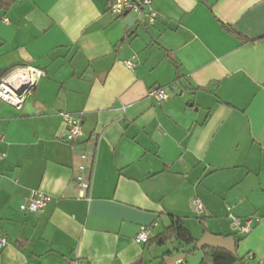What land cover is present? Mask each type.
Returning a JSON list of instances; mask_svg holds the SVG:
<instances>
[{"label":"crops","instance_id":"obj_1","mask_svg":"<svg viewBox=\"0 0 264 264\" xmlns=\"http://www.w3.org/2000/svg\"><path fill=\"white\" fill-rule=\"evenodd\" d=\"M152 7V24L129 29L107 0H0V73L42 72L21 108L0 101V264H165L168 248L134 237L170 216L197 240L233 237L232 264H264V0ZM60 111L81 119L77 141L59 137ZM32 189L51 197L40 211L21 208ZM229 214L251 217V230L239 234ZM190 254L199 264L201 249Z\"/></svg>","mask_w":264,"mask_h":264},{"label":"built area","instance_id":"obj_2","mask_svg":"<svg viewBox=\"0 0 264 264\" xmlns=\"http://www.w3.org/2000/svg\"><path fill=\"white\" fill-rule=\"evenodd\" d=\"M153 0H107V9L116 14L121 19H124L126 14L135 18L136 22L141 19L146 24H152L157 13L152 7ZM2 20L7 21L5 17ZM122 63L133 69L136 64V57L132 56L122 61ZM42 72L39 70H32L28 68L19 67L12 69L0 76V101L6 102L16 109L21 108L25 98L30 91L35 87L37 78L41 76ZM148 94L152 96L158 103L167 99V89L162 86H153L149 89ZM59 116L64 124V130L59 134V137L67 142L77 141L82 136L81 119L67 111H60ZM3 134L0 133V141ZM4 156L0 152V159ZM82 162L79 164V173L76 176V187L80 197H86L91 188V173L86 172L85 161L87 155L82 153L80 155ZM51 197L38 189H32L29 196L22 201L21 208L23 210L36 212L44 209ZM190 204L193 212L198 217L207 216L208 212L201 199L198 196L190 198ZM231 218V227L239 234L247 233L251 230L252 218L247 217L240 219L229 214ZM150 237V230L148 227L141 226L134 237V240L145 244ZM6 240L0 237V248L4 246ZM72 264H83L80 261H73ZM175 264H187L183 260H178Z\"/></svg>","mask_w":264,"mask_h":264},{"label":"trees","instance_id":"obj_3","mask_svg":"<svg viewBox=\"0 0 264 264\" xmlns=\"http://www.w3.org/2000/svg\"><path fill=\"white\" fill-rule=\"evenodd\" d=\"M223 27L232 32L238 39L241 41L253 40L244 37L239 34L237 31L231 29L229 26L223 24ZM7 71L1 72L0 76L6 73ZM198 240L195 239L192 234L188 231V229L184 226L182 220L178 217L170 216V224L163 228V230L151 237L145 243L147 246H156L163 247L166 244L178 242L180 249L186 255L193 253L197 250L196 242ZM184 247H189L188 249H183ZM179 250L175 251L178 252ZM203 256L199 262V264H232L240 258L236 255H233L227 251L221 249H211L207 247H203L201 249ZM173 252L166 251L161 256V260H164L165 256H171Z\"/></svg>","mask_w":264,"mask_h":264},{"label":"water","instance_id":"obj_4","mask_svg":"<svg viewBox=\"0 0 264 264\" xmlns=\"http://www.w3.org/2000/svg\"><path fill=\"white\" fill-rule=\"evenodd\" d=\"M123 23L126 27L131 29L135 23L136 20L134 17H132L129 14H126ZM130 33H133V30H131ZM196 247L198 249H202L203 247L211 248V249H221L224 251H227L233 255H236L235 252V240L233 237L228 236V237H222V236H216L210 233H205L197 242H196ZM186 257V254L181 252L178 253L175 256H168L164 258V263L165 264H175L176 261L178 260H183ZM133 264H140V260Z\"/></svg>","mask_w":264,"mask_h":264},{"label":"rangeland","instance_id":"obj_5","mask_svg":"<svg viewBox=\"0 0 264 264\" xmlns=\"http://www.w3.org/2000/svg\"><path fill=\"white\" fill-rule=\"evenodd\" d=\"M165 247H166V249L168 248L170 252L180 250L178 242H177V244H174V243L173 244H166ZM164 250H165V248H164ZM196 258H197V256H195L194 254H188V255H186V257L183 260L193 262V260L195 261Z\"/></svg>","mask_w":264,"mask_h":264}]
</instances>
